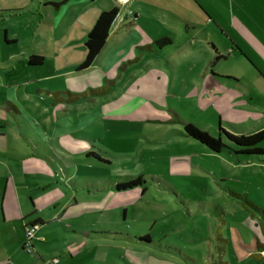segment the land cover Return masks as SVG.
<instances>
[{
	"label": "rangeland",
	"instance_id": "1",
	"mask_svg": "<svg viewBox=\"0 0 264 264\" xmlns=\"http://www.w3.org/2000/svg\"><path fill=\"white\" fill-rule=\"evenodd\" d=\"M24 8L9 9L11 13L7 15L12 17L4 22V28L23 37L17 47L29 52L40 41H52V46L46 45L38 51L47 60L43 66L29 67L22 58H15L9 69H5L3 78L5 88L11 89L10 100L26 97L17 103L19 110L31 109L29 94L40 103L48 101V96L37 90H49L67 79L72 84L80 77V82L87 86L81 93L85 97L92 96L91 90L112 89L109 94L92 97L97 98L95 103L86 101L88 110L81 119L86 127L70 130V137L85 141L87 150L70 153L66 160L49 165L58 179H68L69 183L38 193L46 196L51 192L74 209L61 211L55 217L56 211L43 208L42 217L50 225L45 230L38 228L31 246L25 247V255L34 257L38 251L45 258H59L61 264H131L130 261L134 264H264V259L257 257L259 253L254 250V232L264 236L255 211L244 200L231 195L240 190L236 168L225 157L212 155L205 146L184 134L186 123L214 137L219 136V123L229 129L221 119L197 107L194 89L186 81L191 75L178 66L180 54L176 47L162 50L156 63L144 62L145 54L140 52L132 60L136 64L127 63L126 67L113 71V79L101 82L99 78L105 75L100 67L93 66L88 72L77 74L71 68L75 64L78 67L85 59L83 40L87 37V32L80 33L81 21L74 23L81 12L75 2L61 11L52 9L55 20L50 27L43 26V33L35 38L29 32L37 31L38 24L33 23L31 10ZM72 25L74 29H69ZM4 33L5 29L2 39ZM71 45L74 48H67ZM61 46L65 47L67 54L63 55L67 59L58 53ZM152 69L158 73L151 72ZM54 70H60V75L48 78L55 75ZM45 77L48 81L38 82ZM91 79L97 83L94 88L89 87ZM93 105L100 107L97 115L91 108ZM3 113L13 114V109L0 102V126L8 122ZM69 119L73 124V119ZM10 120L14 118L10 116ZM23 132L19 141L10 139V142L21 153H31V146L34 140H40L39 136ZM260 146L264 148V142ZM89 152H94L100 163L87 157ZM40 176L55 182L40 170L22 174L21 178L33 180ZM127 176H139L142 182L135 188L118 191L114 198L106 191L96 193L95 189H102L109 180L123 184ZM176 184L182 188L177 190ZM113 189L112 193L115 185ZM31 195L36 202L37 195L26 194L23 205H28ZM109 206L116 207V213L104 210ZM221 231L223 238L218 236ZM114 236L119 238L116 240ZM68 246L73 260L69 259Z\"/></svg>",
	"mask_w": 264,
	"mask_h": 264
},
{
	"label": "crops",
	"instance_id": "2",
	"mask_svg": "<svg viewBox=\"0 0 264 264\" xmlns=\"http://www.w3.org/2000/svg\"><path fill=\"white\" fill-rule=\"evenodd\" d=\"M73 2L81 10L78 18L74 15V23L78 19L81 21L80 33H88L103 11L114 8L118 11L105 46L90 66L102 69L105 76L99 78L101 82L113 79V71L126 67L127 63L136 64L132 60L140 52L145 54L144 62L156 63L162 50L168 51L176 47L180 54L178 66L189 71L191 75L186 81L194 89L193 95L197 98V107L200 111L211 113V117L221 119L231 133L251 134L264 129V0H27V2L0 0V102H5L13 109V114L3 113L8 122H3L0 126V264H48L55 259L45 258L38 251L34 257L29 256L30 254L25 255V226L39 220L43 223L39 229L45 230L50 224L42 217L43 208L56 211L53 213L55 217L61 211L67 213L74 209L69 202L56 198L51 192L46 196H39L38 193L61 183H69L68 179L62 181L58 179L49 165L54 161L66 160L70 153L87 150V143L71 138L70 130H82L86 127L81 120L88 110L85 103L86 101L89 104L95 103L97 98H91L100 96L92 95L71 103L61 100L62 93L81 95L86 91L87 86L80 82V77H77L76 82L72 84L67 79L63 83L54 84L55 87L52 86L49 90H37L46 94L48 101L40 103L29 94L31 103L28 107L31 109L29 112L19 110L20 104L17 103L26 97L10 100L11 89L10 86L5 88L7 84L3 78L4 71L9 69L15 58H22L28 62L29 57L38 55L42 47L46 45L51 47L52 41L47 43L40 41L35 49L25 52L24 49L20 50L17 47L23 37L17 31L11 32L4 28V22L12 17L7 15L11 13L9 9L25 7L24 11L31 10L32 21L38 24V27L37 31L31 30L29 33L35 38L36 35L43 33V26L50 27L55 20V15L51 13L52 9L61 11L66 6H71ZM63 17L61 21L65 20ZM69 29H74L73 25ZM46 30L50 31V28ZM80 35L83 37V34ZM163 37L171 38L173 44L166 48H156L154 42ZM84 42L85 40L83 46ZM61 47L63 48H60L58 53L67 59L68 57L63 55L67 54L65 47ZM67 48H74V45ZM217 56L221 58L212 64ZM46 61L44 59L40 66L45 65ZM54 63L57 64V57ZM77 65L71 66L75 74L84 73L85 71L76 70ZM54 71L55 75L48 78H57L61 73L60 70ZM151 72L156 74L158 70L152 69ZM48 78H40L38 82H46ZM96 84L91 79L89 87L94 88ZM80 86H83V89ZM55 93L60 97L53 96ZM6 100L15 103L18 108ZM98 105L91 107L93 112H96L95 115L100 110ZM92 115L89 114V117ZM10 116L15 122L10 120ZM69 118L73 119L71 120L73 124H70ZM219 127H222L220 123ZM25 130L28 133H36L40 139L34 140L31 146L33 150L27 154L21 153L15 144L10 142V139L19 141ZM211 154L225 157L237 170L236 178L240 190L229 193L264 212V163L256 160L235 161L222 154L213 152ZM94 160L97 161L95 158ZM38 170L47 173L55 182L51 183L43 176L33 180L21 178L22 174L29 175ZM204 177L203 179H207ZM131 178L134 177L127 176L125 179L128 181ZM118 182L109 180L106 186L102 189L96 188L95 191L96 193L100 190L106 191L110 198H114L118 191L116 189L114 193L111 191ZM35 185L37 186L34 187ZM180 188L181 185L176 184V189ZM185 188L183 187V190ZM201 189L207 192L203 186ZM32 193L37 195L36 202L32 200L31 195L28 205H23L25 195ZM104 210L115 213L117 211L113 206L104 207ZM254 211L264 235V220L260 212ZM123 216L126 217V210ZM222 231L218 236L223 238ZM43 232L40 231L41 234ZM254 235L253 243L264 244V236L258 231H255ZM113 238L117 240L119 237ZM68 249L69 259L73 260L69 246ZM254 250L257 251L256 248ZM258 253L264 256V252ZM130 263L134 264L131 261ZM58 264H61L60 259Z\"/></svg>",
	"mask_w": 264,
	"mask_h": 264
},
{
	"label": "trees",
	"instance_id": "3",
	"mask_svg": "<svg viewBox=\"0 0 264 264\" xmlns=\"http://www.w3.org/2000/svg\"><path fill=\"white\" fill-rule=\"evenodd\" d=\"M68 1V0H67ZM118 11L114 8L109 11H103L96 19L92 28L88 31L87 37L84 42V47L86 49L85 59L77 67V71H86L93 62L96 60L109 36L110 29L116 20ZM173 44V40L169 37H163L154 42L156 48H166ZM221 56H217L215 61L219 60ZM44 58L39 55H31L28 59L29 66H40L43 64ZM111 91L110 88H100L98 90H91V94L94 95H106ZM63 98L59 96L58 93L53 94L55 97H60L61 100L66 102H75L80 98H84L85 95L72 94L70 92L62 93ZM185 136L187 138L193 139L200 144L204 145L211 152L216 154L225 155L235 161H245V160H256L258 162L264 163V148L260 145L264 142V129L251 133V134H237L231 133L222 127H219V136L214 137L205 130H201L195 127L191 123L185 124ZM87 156L94 157L97 159V155L93 152L87 154ZM142 182L141 177H136L126 181L123 184H118L116 190H128L135 188ZM247 203V202H246ZM254 210L260 212L264 220V212L253 207L248 203ZM30 224H36L40 227L43 223L39 220L34 221ZM256 250L258 252H264V244L256 243ZM259 258H263L261 254L256 255Z\"/></svg>",
	"mask_w": 264,
	"mask_h": 264
},
{
	"label": "built area",
	"instance_id": "4",
	"mask_svg": "<svg viewBox=\"0 0 264 264\" xmlns=\"http://www.w3.org/2000/svg\"><path fill=\"white\" fill-rule=\"evenodd\" d=\"M38 226L36 224H27L25 226V236H26V241L24 242V248L26 246H31L34 234L38 230ZM59 259L55 258L52 259L51 261L48 262V264H58Z\"/></svg>",
	"mask_w": 264,
	"mask_h": 264
}]
</instances>
